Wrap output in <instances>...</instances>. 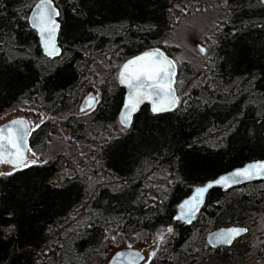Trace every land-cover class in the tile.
I'll list each match as a JSON object with an SVG mask.
<instances>
[{
	"label": "trees",
	"instance_id": "1",
	"mask_svg": "<svg viewBox=\"0 0 264 264\" xmlns=\"http://www.w3.org/2000/svg\"><path fill=\"white\" fill-rule=\"evenodd\" d=\"M54 1L63 51L49 58L28 20L35 1L0 0V119L19 106L51 114L29 136L45 160L0 175V264H102V248L118 236L134 240L142 229L167 226L172 231L148 264H247L264 257V181L244 191L213 187L191 223L175 218L195 185L264 159V108L254 101L264 99V2ZM185 3L226 18L203 68L206 79L187 101L179 96L174 109L154 113L144 104L130 126L110 135L125 93L113 72L151 48L175 59L179 47L167 43L176 23L171 9ZM193 70L188 62L177 65L179 95V77ZM91 86L99 101L76 113ZM212 134L221 138L217 144ZM81 145L90 146L88 160ZM157 170L170 175L165 187L150 182ZM232 223L247 232L231 245L206 242L208 228Z\"/></svg>",
	"mask_w": 264,
	"mask_h": 264
},
{
	"label": "snow or ice",
	"instance_id": "2",
	"mask_svg": "<svg viewBox=\"0 0 264 264\" xmlns=\"http://www.w3.org/2000/svg\"><path fill=\"white\" fill-rule=\"evenodd\" d=\"M53 0H41L36 6L39 12L32 18V26L36 28L41 37L43 38V45L49 56H55L60 53V49L56 46L55 36L59 28L54 17L59 16V12L52 7ZM204 51L203 48L200 49ZM175 75V62L168 59L159 49L145 52L143 55L135 57L126 62L119 74L120 83L129 89L128 99L124 105V112L122 114L121 123L125 126L131 123V116L135 113L140 104L146 100L152 103V111L160 113L172 110L175 106L177 99L174 95L175 90L172 87L174 81L172 77ZM171 97V99H170ZM95 97H89L87 106L92 107ZM164 101H167L165 106ZM84 111V109H81ZM39 127V125H37ZM33 129H29L25 121L15 120L10 125L0 128V163H10L14 166L17 162L28 167L26 151H31L26 148L27 136L30 135ZM35 154L33 153V156ZM5 157H13L14 159L7 160ZM32 164L36 160L31 161ZM253 172H264V162L252 164L243 170L236 171L231 176H223L214 181L216 185H225L229 183L239 182L237 178L243 177L250 179ZM12 173H0V175H11ZM213 187V183H209L206 187L197 188L196 194L191 197V200L184 201L181 205L182 209L188 212L195 211L200 198L209 188ZM186 212L182 211L180 215L175 218L177 220L184 219ZM172 231L171 228L168 229ZM246 229L232 228L224 233H221L218 239L221 242L230 243L233 237L239 236ZM162 240L163 237H160ZM119 255H124L123 253ZM138 256L139 254H133ZM151 255H155L153 252Z\"/></svg>",
	"mask_w": 264,
	"mask_h": 264
},
{
	"label": "rangeland",
	"instance_id": "3",
	"mask_svg": "<svg viewBox=\"0 0 264 264\" xmlns=\"http://www.w3.org/2000/svg\"><path fill=\"white\" fill-rule=\"evenodd\" d=\"M171 13L175 18L176 23L170 33L167 43L177 45V47H179V50L174 54V60L176 61L177 65L182 64L184 66V64L188 62L194 67L193 71H190L184 76L179 77V96H183L184 101H187V94L193 88V86L197 83H202L206 79V74L203 73V68L207 62V58H209L212 54V45L216 40L217 31L223 28L226 18L224 14V17H221L220 10L211 7L195 8L190 3L174 6L171 9ZM202 47L205 48L203 52L200 51ZM119 68L113 72V75L111 74L113 82L118 84H120L118 78ZM91 90L97 93L99 101L100 91L97 87L94 86L86 88L81 96V99L88 91ZM254 101H256L261 108H264V99L257 98V100L255 99ZM75 112L81 113L79 112L78 108ZM20 115L27 116L31 120L32 129H35L37 125L51 117V114L43 109L26 108L19 106L6 113L0 119V123L14 116ZM127 127L128 126H125L121 123L118 117V119L110 125L109 134H119L120 132L124 131ZM223 132H221V134ZM209 138L213 142V144H217L218 141L221 140L220 137L216 138L213 134ZM88 147L90 146L81 145L80 147L82 149V154L84 155L82 156L84 157V160H88L90 156V153L88 152ZM30 150V158L27 161L28 164H31L32 160H36V162H41L45 160V157L40 152H35L32 149ZM33 153L35 154L34 156ZM80 158L78 157V159ZM15 169L16 168L11 166L10 164L0 163V173H9L14 171ZM169 176V173H167L166 171L157 170L151 174L150 182H157L156 184L165 187L167 185V180ZM105 182L114 185L120 184V181L118 179H108ZM259 186L264 187V183L262 182V184H259ZM251 187L252 185L248 184L246 187L242 188V190L244 191V189H248ZM73 222L78 225H81L83 219H79V217H76ZM169 228L172 229L171 226L163 227L156 231L142 229L138 232L137 237L134 240H129L123 236H118L113 243L109 242L104 248H102L101 251L104 252L102 264H106L109 257L115 250L129 246L143 249L146 253V259L140 264H148L151 257L153 256L151 254L153 252L156 253L157 250L161 247V245L169 237L171 233L168 231ZM210 230L211 229L208 228L206 231V242L207 234ZM160 237H163V239L161 240ZM260 248L261 250H264V239L261 240V245L259 246V249ZM247 264H264V257H252V260L249 261Z\"/></svg>",
	"mask_w": 264,
	"mask_h": 264
},
{
	"label": "water",
	"instance_id": "4",
	"mask_svg": "<svg viewBox=\"0 0 264 264\" xmlns=\"http://www.w3.org/2000/svg\"><path fill=\"white\" fill-rule=\"evenodd\" d=\"M262 2H264V0H261ZM41 2V0H37L33 6L31 7V10L29 12V15H28V20H29V23L31 25L32 28H34L32 26V18L35 17L37 15V13L39 12V9L36 7L39 3ZM52 7L56 9V11H58L60 13V9L59 7L56 5L55 1L53 0V4H52ZM60 14L59 16H55L54 19L56 21V23L59 25V28L56 32V36H55V43H56V46L60 49V53L58 55H55V56H49L47 55V52L44 48V45H43V38L41 37L40 35V32L34 28L37 32V35H38V38H39V42H40V46H41V49H42V52L45 56L49 57V58H56V57H59L61 54H62V46L59 42V34H60V29H61V21H60ZM204 50L205 48L202 47ZM159 48H151V49H147V50H144V51H141L139 53H136L130 57H128L120 66L119 68V73H118V78H119V74H120V70L122 68V66L128 62L129 60H132L134 59L135 57H138V56H141L143 55L145 52H151V51H154V50H157ZM168 59L172 60L169 55L163 51L162 49H159ZM175 72H176V66H175ZM172 80L174 81V76L172 77ZM120 82V80H119ZM120 85L122 87H124L125 89V93H124V100H123V103H122V106H121V109H120V112H119V119L121 121V118H122V114L124 112V105L125 103L127 102V99H128V94H129V89L122 85L120 83ZM172 87L174 88L175 90V97L178 98V92L176 91L175 89V86H174V83L172 84ZM89 97H95L96 99L93 101V106L92 107H88L87 106V102H88V98ZM171 99V97H170ZM97 101H98V97H97V93L93 90L91 91H88L83 97L82 99L80 100L79 102V107H78V110L79 112L83 113V112H86L88 110H91L92 108H94V106H96L97 104ZM177 102H178V99H177ZM177 102L175 104V106L172 108L174 109L177 105ZM144 104H149L151 109H152V103L150 100H146L144 101L143 103L140 104L138 110L132 114L131 116V123L129 125L132 124L133 120H134V117L136 115V113L140 110L141 106H143ZM164 104L165 106L167 105V101H164ZM84 109V111H82L81 109ZM170 111V110H169ZM164 112H167V111H164ZM162 113V112H160ZM15 120H22V121H25L27 126L29 127V129H32V123H31V120L27 117V116H23V115H20V116H14L4 122H1L0 123V128H3L5 126H8L11 124L12 121H15ZM124 125V124H123ZM127 125V126H129ZM32 132V131H31ZM31 134V133H30ZM29 136H27V145H26V148L27 149H31L30 148V144H29ZM25 155L27 156V161L29 160L30 158V155H29V151H26L25 152ZM5 159L7 160H11V159H14L13 157H5ZM26 161V162H27ZM261 162H264V159H254V160H249V161H246L245 163L241 164V165H238V166H235L233 167L232 169L230 170H227V171H224L222 173H220L219 175H217L216 177L214 178H211V179H208L207 181H205L204 183L202 184H198V185H195L192 189V191L187 195L185 196L183 199H181L178 203V208H177V215H180L182 211L186 212V215H185V218L184 219H181L187 223H191L195 218H196V214L197 212H199L201 206L205 203L206 201V198H207V194L208 192L210 191V189H212L213 187H220L222 190H230L231 188H234V187H237V186H240L242 184H245L247 182H254V181H261V180H264V172H253V175L250 179H246V178H243V177H239L237 178L239 182L237 183H229V184H225V185H216L214 183V181H216L217 179H219L220 177H223V176H231L232 173L236 172V171H239V170H243L244 168L248 167L249 165H252V164H257V163H261ZM7 164H10V163H7ZM11 166L15 167V168H22L24 167L22 163L20 162H17V165L14 166L13 164H10ZM209 183H213V187L209 188L205 193H203L202 197L200 198V202L196 208L195 211H192V212H188L186 209H182L181 208V205H183L184 201L186 200H191V197L193 195L196 194L195 190L197 188H201V187H206ZM175 216V217H176ZM232 228H241V229H246L248 230V228L244 225H240V224H227V225H221L219 227H216L212 230H210L207 234V242L209 243V245L211 247H217L219 245H231L232 242L235 240V238L243 235L244 233L246 232H243L242 234H240L239 236H235L233 237V239L231 240L230 243L228 242H221L218 237L221 233H224L226 232L227 230L229 229H232ZM123 253L124 255H119ZM139 254L138 256H134L133 254ZM146 259V253L143 249H140V248H137V247H133V246H129V247H123V248H119L117 250H115L111 256L109 257L108 261L106 262V264H140L142 263L144 260Z\"/></svg>",
	"mask_w": 264,
	"mask_h": 264
},
{
	"label": "flooded vegetation",
	"instance_id": "5",
	"mask_svg": "<svg viewBox=\"0 0 264 264\" xmlns=\"http://www.w3.org/2000/svg\"><path fill=\"white\" fill-rule=\"evenodd\" d=\"M147 106H148L149 110H150L151 112H153L152 109H151V107H150V105L147 104ZM252 183H253V182H252ZM254 183H255V182H254ZM254 183H253V184H254ZM248 184H250V183L243 184V185H241V186H239V187H236V188L246 187ZM231 189H235V188H231ZM231 189H230V190H231ZM222 225H223V224H222ZM219 226H221V225H219ZM219 226H217V227H219ZM215 228H216V227H215ZM213 229H214V228H213ZM211 230H212V229H211ZM239 237H240V236H239ZM239 237H237V238H239ZM237 238H235V240H236ZM235 240H234V241H235ZM234 241H233V242H234ZM233 242H232V243H233Z\"/></svg>",
	"mask_w": 264,
	"mask_h": 264
},
{
	"label": "bare ground",
	"instance_id": "6",
	"mask_svg": "<svg viewBox=\"0 0 264 264\" xmlns=\"http://www.w3.org/2000/svg\"><path fill=\"white\" fill-rule=\"evenodd\" d=\"M256 198V197H255ZM254 201V200H253Z\"/></svg>",
	"mask_w": 264,
	"mask_h": 264
}]
</instances>
